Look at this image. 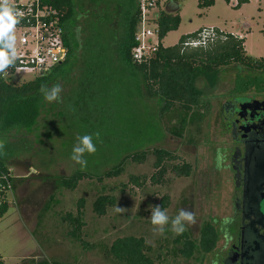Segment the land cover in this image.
<instances>
[{
	"label": "rangeland",
	"instance_id": "rangeland-1",
	"mask_svg": "<svg viewBox=\"0 0 264 264\" xmlns=\"http://www.w3.org/2000/svg\"><path fill=\"white\" fill-rule=\"evenodd\" d=\"M167 1L161 0L160 8ZM174 1L180 5V23L176 30L166 34L163 45H174L181 35L201 26H217L244 37L247 55L264 57V0H248L237 8L236 0H214L206 9L198 8L197 0ZM72 4L73 15L67 29L74 36L73 51L61 72L44 89L59 86L58 99L48 102L43 92L32 128L0 132V159L10 170L14 183L6 194L8 210L0 219L3 263L34 264L55 259L74 264H117L104 251L114 239L131 235L143 237L150 249L147 255L152 258L158 255L162 264H213L216 253L218 257L225 253L221 250L225 240L220 222L230 215L231 204L239 194L230 171L215 163L217 149L228 141L219 128V105L231 93H263L264 77L236 65L221 69L211 81L200 77L196 85L202 92L203 107L197 115L185 116V126L177 136L171 130L177 131L180 116L161 115L159 98L145 93L141 78L130 73L116 52L125 28L124 1L72 0ZM157 12L152 8L147 17L153 18ZM152 25L147 23L148 27ZM98 43L105 46L106 54L97 56L91 50ZM92 59L101 69L90 86L95 93L92 119L98 118L91 128L80 119L84 110L75 106V100L78 84ZM33 77L30 73L16 72L10 81L20 83ZM249 81L252 84L246 90L238 87ZM83 135L92 137L96 151L83 154L86 164L81 168L70 157L77 138ZM157 147L174 151L181 160L190 163L189 176L171 174L163 186H153L147 181L141 188L130 186L121 191L120 186L128 181L129 175L148 178L153 172L151 154L141 164L130 163L127 156ZM120 162H124L122 175L102 182L95 179ZM76 170L86 171L93 178L81 180L74 190L64 188L59 178ZM100 194L115 196V204L104 216H97L92 210ZM162 194L169 196L165 209L169 223L161 234L156 231L158 226L151 223V211ZM80 198L84 200L82 236L90 246L88 249L69 236L70 226L62 221L67 212H76ZM116 207L121 210L115 211ZM180 210L192 214L191 222L183 224L184 231L195 240L203 222L216 226L218 240L211 252L196 249L190 258L177 253L180 244L173 243L177 234L171 230V219Z\"/></svg>",
	"mask_w": 264,
	"mask_h": 264
},
{
	"label": "trees",
	"instance_id": "trees-1",
	"mask_svg": "<svg viewBox=\"0 0 264 264\" xmlns=\"http://www.w3.org/2000/svg\"><path fill=\"white\" fill-rule=\"evenodd\" d=\"M124 8V33L121 41L118 42L116 52L123 64L130 73L139 76L143 82L145 93L149 97H158L161 104L159 112L161 115L176 113L180 116L179 125L171 133L179 136L185 126L187 114L197 115L202 109V92L197 87L196 82L200 77L211 81L223 68L236 65L248 72L264 77V58L252 57L246 54L243 47V38L224 33L222 39H217L208 44L205 48H183L185 40L193 38L196 31L181 35L174 45L163 46L161 40L172 30H176L180 23L179 4L171 0L168 9H160L158 14L148 21L155 25L158 46L154 56L143 62H133L131 60V49L135 46L134 34L139 23L138 0H123ZM228 2L229 0H224ZM248 0H237L235 7L246 3ZM214 0H197L200 9L210 7ZM55 7L60 22L64 27V42L68 49L67 57L60 64L53 67L48 73L36 76L29 81L22 83L10 82L0 76V132L14 128L30 129L36 124L39 115L40 105L43 98L41 89H45L47 84L55 79L62 68L68 62V57L73 51L71 40L74 39L69 34L67 22L73 15L72 0H54ZM95 54L103 55L107 53L105 46L94 44L91 48ZM101 66L91 60L87 64L84 78L78 84L75 106H80L84 110L80 119L88 123L92 128V123L98 120L97 116L92 119V102L95 93L91 89V83L100 72ZM252 82H243L239 88L246 89ZM90 103V104H89ZM84 106V107H82ZM148 154L154 158L153 172L146 176L129 175L128 181L122 183L120 190L127 187H143L148 181L153 186H163L168 182V175L187 177L191 173L190 163L183 161L171 150L157 147L150 150H139L130 153L126 160L130 163H144ZM3 160L0 159V174L8 172ZM124 172V162L107 168L95 179L102 182L104 179L116 178ZM93 175L76 170L68 176L59 178L60 184L68 189L74 190L78 183L84 179H92ZM12 180V178H11ZM14 187V183L12 181ZM12 187V188H13ZM131 189V188H130ZM115 204V196L112 194H100L92 204V210L97 216H104L107 209ZM162 211L169 206V196L162 194L156 206ZM84 200L80 198L76 203V212H67L62 216V221L70 226L69 236L79 243L82 248L88 249L90 246L82 236V226L84 225L83 214ZM9 203L6 195L0 199V219L8 210ZM218 240V230L216 226L205 221L199 228V237L193 239L187 231L175 236L173 243L180 244L177 253L185 258H190L194 251L198 249L202 253H209L215 247ZM149 247L146 246L143 237L122 236L114 239L104 251L106 257H110L117 264H162L159 256L155 258L147 255ZM0 264H4L0 256ZM34 264H74L63 263L55 259L40 260Z\"/></svg>",
	"mask_w": 264,
	"mask_h": 264
},
{
	"label": "flooded vegetation",
	"instance_id": "flooded-vegetation-1",
	"mask_svg": "<svg viewBox=\"0 0 264 264\" xmlns=\"http://www.w3.org/2000/svg\"><path fill=\"white\" fill-rule=\"evenodd\" d=\"M238 94H229L219 105V128L228 141L217 149L215 163L230 171L239 194L220 222L225 253H216L212 261L264 264V92Z\"/></svg>",
	"mask_w": 264,
	"mask_h": 264
},
{
	"label": "built area",
	"instance_id": "built-area-1",
	"mask_svg": "<svg viewBox=\"0 0 264 264\" xmlns=\"http://www.w3.org/2000/svg\"><path fill=\"white\" fill-rule=\"evenodd\" d=\"M9 2L14 4L23 16L13 30L17 58L13 64L0 71V76L10 81V77L16 72L30 73L34 77L48 73L66 59L68 52L64 42L65 30L53 6L54 0H9ZM158 3L159 0L137 1L140 20L134 34L136 44L130 52L133 62L146 61L155 54L159 42L155 25L147 26V23L151 24L147 15L150 9L157 7ZM223 37L224 33L214 27H202L196 31L193 38L185 40L182 46L205 48ZM11 178L10 170L0 174V199L12 190Z\"/></svg>",
	"mask_w": 264,
	"mask_h": 264
},
{
	"label": "clouds",
	"instance_id": "clouds-1",
	"mask_svg": "<svg viewBox=\"0 0 264 264\" xmlns=\"http://www.w3.org/2000/svg\"><path fill=\"white\" fill-rule=\"evenodd\" d=\"M23 16V13L19 11L16 6L9 2V0H0V71L13 64L17 58L14 35V27L19 22V19ZM44 92V99L48 102H52L58 99V93L60 92L59 86H53L50 90ZM78 143L73 146L71 159L83 168L86 164L83 154L85 152L94 153L96 148L92 143V137L90 135L79 136ZM120 207H116L115 211L119 212ZM192 214L190 212L180 210L178 214L171 219V230L175 234H180L184 231V221L191 222ZM151 223L158 226L156 231L161 234L164 232V225L169 223V217L164 211L157 205L152 208L151 211Z\"/></svg>",
	"mask_w": 264,
	"mask_h": 264
},
{
	"label": "crops",
	"instance_id": "crops-1",
	"mask_svg": "<svg viewBox=\"0 0 264 264\" xmlns=\"http://www.w3.org/2000/svg\"><path fill=\"white\" fill-rule=\"evenodd\" d=\"M230 1V0H229ZM228 1V2H229ZM226 2V1H225ZM236 2H237V0H236ZM236 4V3H235ZM244 4V3H243ZM158 7H156V9H157V11H159L160 9H163L162 7L160 8V5H161V0H159V3H158ZM168 7H169V1H167V3H166V5H165V7H164V9H168ZM234 7H235V5H234ZM208 8V7H207ZM237 8V7H236ZM203 9H206V8H203ZM258 10H259V8H258ZM179 12H180V5H179ZM157 14H158V12H157ZM156 14V15H157ZM180 16V15H179ZM202 27H206V26H201V27H199V28H197V29H195L194 31H196V30H198V29H200V28H202ZM209 27H214V28H216V29H218L219 31H222L223 33H229V34H231V35H233V36H238V37H241L240 36V34H235V33H231V32H229V31H227V30H225V29H223V28H220V27H217V26H209ZM194 31H192V32H194ZM191 33V32H190ZM186 34H188V33H186ZM184 35V34H183ZM165 38V37H164ZM163 38V39H164ZM243 38V43H244V37H242ZM163 39L161 40V43H162V45H163ZM163 46H165V45H163ZM262 58H264V57H262Z\"/></svg>",
	"mask_w": 264,
	"mask_h": 264
}]
</instances>
